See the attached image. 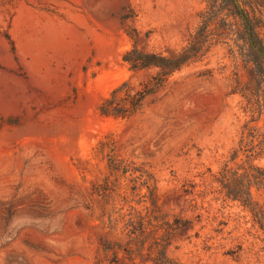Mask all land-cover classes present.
I'll return each mask as SVG.
<instances>
[{
  "label": "rangeland",
  "instance_id": "obj_1",
  "mask_svg": "<svg viewBox=\"0 0 264 264\" xmlns=\"http://www.w3.org/2000/svg\"><path fill=\"white\" fill-rule=\"evenodd\" d=\"M238 3L0 0V264L113 260L104 244L124 238L107 226L108 211L127 213L130 201L143 210L134 201L149 197L113 173L120 162L150 176L169 222L192 223L172 239L174 264H264L254 212L218 182L244 126L256 120L250 127L264 134V0ZM211 7L204 58L176 72L138 115L100 114L124 81L155 73L130 71L123 57L135 44L172 56ZM253 195L264 210V191Z\"/></svg>",
  "mask_w": 264,
  "mask_h": 264
},
{
  "label": "trees",
  "instance_id": "obj_2",
  "mask_svg": "<svg viewBox=\"0 0 264 264\" xmlns=\"http://www.w3.org/2000/svg\"><path fill=\"white\" fill-rule=\"evenodd\" d=\"M225 1L237 6L236 0ZM212 8L204 15L202 27L198 33L192 36L186 47L172 56L147 52L139 49L135 44L133 49L123 57L130 71L134 76L147 70H154L155 73L138 83L133 77L124 81L101 103L100 114L124 120L138 115L145 108L148 100L159 94L176 72L204 58L212 46V42L203 37L213 13ZM258 54L260 56V50ZM255 121L252 120L244 126L238 148L233 151L230 161L219 173L218 182L221 191L228 198L242 202L254 212L260 229L264 231V210L260 209L259 212L253 195L254 189L264 191V165L255 164L256 160L264 159V134H260L258 127H250ZM104 146L105 143H102L101 151L104 150ZM129 166L120 162L113 164L111 169L113 173H120L121 177H132V182L135 183L132 188L133 194H137L138 189L146 188L149 197L143 196L145 200L142 202L134 201L137 205L144 204L143 210L134 207L130 201L127 202L129 206L127 213H122V209L116 208L108 211L107 226L111 231L116 230L124 239L117 240L113 244L111 242L104 244L108 245L106 252L114 251V258L113 260L102 259L100 262L106 264L110 261V264H120L119 255L124 253L132 262L147 258L155 264H174L168 256L172 239L178 232L191 229L192 223L183 219L169 222L166 215L158 209L153 198L156 186L151 184L150 176L144 170L131 169ZM146 176L149 179L144 178ZM106 183L109 184L108 181ZM107 184L105 187H108Z\"/></svg>",
  "mask_w": 264,
  "mask_h": 264
},
{
  "label": "water",
  "instance_id": "obj_3",
  "mask_svg": "<svg viewBox=\"0 0 264 264\" xmlns=\"http://www.w3.org/2000/svg\"><path fill=\"white\" fill-rule=\"evenodd\" d=\"M236 4H237V6L239 7V3H238V1L236 0Z\"/></svg>",
  "mask_w": 264,
  "mask_h": 264
}]
</instances>
